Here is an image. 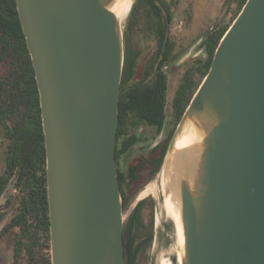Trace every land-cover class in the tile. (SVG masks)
Segmentation results:
<instances>
[{
    "label": "water",
    "instance_id": "95a60500",
    "mask_svg": "<svg viewBox=\"0 0 264 264\" xmlns=\"http://www.w3.org/2000/svg\"><path fill=\"white\" fill-rule=\"evenodd\" d=\"M116 5L17 0L40 93L52 264H127ZM162 174L180 264H264V0H247L222 37Z\"/></svg>",
    "mask_w": 264,
    "mask_h": 264
},
{
    "label": "trees",
    "instance_id": "16d2710c",
    "mask_svg": "<svg viewBox=\"0 0 264 264\" xmlns=\"http://www.w3.org/2000/svg\"><path fill=\"white\" fill-rule=\"evenodd\" d=\"M247 0H226L230 19L220 20L205 33V57L183 66L170 94L168 66L177 58L171 27L180 0H136L124 29L125 65L120 89V129L140 118L152 120L173 102L169 143L187 106L207 75L215 51ZM145 38L147 48L138 47ZM139 118V119H138ZM0 138L5 162L0 168L1 235L12 241L13 264H52L47 184V151L40 93L35 68L20 20L17 0H0ZM167 147L154 173L163 164ZM8 193L4 204L1 200ZM144 201L124 227L127 264H138V255L154 239L144 230Z\"/></svg>",
    "mask_w": 264,
    "mask_h": 264
},
{
    "label": "rangeland",
    "instance_id": "374dc122",
    "mask_svg": "<svg viewBox=\"0 0 264 264\" xmlns=\"http://www.w3.org/2000/svg\"><path fill=\"white\" fill-rule=\"evenodd\" d=\"M135 0H132L120 17L123 28L127 24ZM233 8L226 5V0H180L176 10L175 18L171 27V38L175 41L177 58L168 66L170 74V94L178 83L180 69L184 63L192 58L205 57L200 43L208 29L220 20L230 19ZM138 38V47L147 48L148 42L145 38ZM5 162V148L0 138V168ZM162 172L152 183L147 184L138 193L137 197L131 201L124 211V225L131 217L135 204L142 199L146 205L142 214L144 230L155 231V239L151 244H146L138 255V264H161L164 260H170L171 264H180L178 257L179 235L175 216L169 211V204L165 199L164 183ZM8 193L1 200L4 204ZM6 220L0 225V233ZM170 241L168 248L163 247L164 243ZM13 248L10 236H0V264H13Z\"/></svg>",
    "mask_w": 264,
    "mask_h": 264
},
{
    "label": "flooded vegetation",
    "instance_id": "af4514ba",
    "mask_svg": "<svg viewBox=\"0 0 264 264\" xmlns=\"http://www.w3.org/2000/svg\"><path fill=\"white\" fill-rule=\"evenodd\" d=\"M204 38L205 35L200 43V47L202 51L205 52L204 47H202ZM198 58L202 57L196 56L185 62L184 65ZM183 70L184 68H182V71ZM182 71L180 69V72ZM173 104V102L166 101L163 115H160V107L158 106L157 116H153L152 120L140 118V123H132L127 127L121 129L119 127L118 129L116 156L118 176L124 201V211L127 209L128 205H130L131 201L137 197L138 193H140L147 184L157 180V177L162 172L163 164L155 173L154 169L161 159L164 147L166 146L168 150L170 144L167 140L169 139L171 127L170 118L175 111ZM143 201L145 202V200L142 199L135 204L131 216L135 213L137 206ZM145 205L146 202L144 203V207ZM170 244L168 240L164 243L163 247L168 248Z\"/></svg>",
    "mask_w": 264,
    "mask_h": 264
},
{
    "label": "bare ground",
    "instance_id": "6f19581e",
    "mask_svg": "<svg viewBox=\"0 0 264 264\" xmlns=\"http://www.w3.org/2000/svg\"><path fill=\"white\" fill-rule=\"evenodd\" d=\"M131 1L132 0H117V5H116V8H115L116 13L118 15H121L124 11L127 10V8H128V6H129V4H130ZM187 143H188V141H183L181 143V145H180L181 148L182 147H185L187 145ZM169 211H171L172 214L175 216V214H174V212H173V210L171 209L170 206H169ZM178 235H179V242L181 244H183V242H184V236H183V230H182L181 226L178 229ZM179 260L181 261V257L180 256H179ZM161 264H171V262L168 259V260H164Z\"/></svg>",
    "mask_w": 264,
    "mask_h": 264
}]
</instances>
